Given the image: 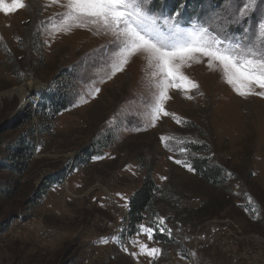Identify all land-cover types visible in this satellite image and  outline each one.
<instances>
[{"label":"rangeland","instance_id":"374dc122","mask_svg":"<svg viewBox=\"0 0 264 264\" xmlns=\"http://www.w3.org/2000/svg\"><path fill=\"white\" fill-rule=\"evenodd\" d=\"M174 2L152 0L150 8L179 9L187 21L225 4ZM25 3L0 12V162H11L19 140L31 151L25 170L0 167V264H264V98L239 96L205 61L183 69L199 85L192 99L169 90L166 110L183 122L161 117L152 126L145 101L154 89L143 56L108 79L106 53L94 50L110 35L87 29L53 35L48 18L62 7ZM256 8L264 11V3ZM92 86L100 89L94 96L87 94ZM55 90L67 106L46 116L42 105ZM162 136L187 142V153L176 141L166 147ZM192 143L205 145V155L223 168L221 184L184 166ZM149 171L156 216L148 212L139 225L152 228L151 239L128 234L127 211ZM158 217L171 234L158 230ZM219 218L232 222V234L202 243L206 225ZM154 232L169 241L155 240ZM193 234L200 237L194 247L187 239ZM140 244L161 253L153 260L140 254Z\"/></svg>","mask_w":264,"mask_h":264},{"label":"snow or ice","instance_id":"6c2138e0","mask_svg":"<svg viewBox=\"0 0 264 264\" xmlns=\"http://www.w3.org/2000/svg\"><path fill=\"white\" fill-rule=\"evenodd\" d=\"M51 3L63 9L48 18L46 30L51 34L87 29L112 37L94 50L106 53L102 62L110 65L108 79L123 71L133 57H144L149 84L154 89L145 101L152 126L161 117H172L177 124L183 122L175 113L167 111L165 105L172 99L170 89L179 91L187 99L193 98L189 95L191 90L198 91L197 82L183 71L193 64L206 61L207 67L220 71L224 82L241 97L264 98V11H257L258 0H225L220 12H213L203 20L195 17L187 21L181 19L179 9L174 13L153 11L152 0H51ZM26 7L25 0H0V12L4 14ZM230 25L238 31L230 32ZM99 91L92 86L87 94L94 96ZM161 140L166 147L176 141L180 153H187V142L165 136ZM176 163L183 161L176 160ZM184 166L193 170L189 163ZM153 223L159 231L171 234L163 218L158 217ZM137 231L151 239L152 228L139 225ZM114 239L121 242L119 237ZM139 251L153 260L161 253L159 248L144 244H140Z\"/></svg>","mask_w":264,"mask_h":264},{"label":"trees","instance_id":"16d2710c","mask_svg":"<svg viewBox=\"0 0 264 264\" xmlns=\"http://www.w3.org/2000/svg\"><path fill=\"white\" fill-rule=\"evenodd\" d=\"M171 4H174V0H168ZM59 91H53L48 97V100L42 105L43 114L46 116L56 115L60 111L66 108V98L60 94ZM16 146L11 149L12 157L11 162H0V167L3 169L7 167L14 168L16 171L25 170L31 159L30 148L27 147L21 140L17 142ZM206 146L190 144L188 146V153L190 154V164L194 172L200 176L203 180L210 183L211 185L221 184L225 177L223 175V168L218 164L210 161V158L205 155L207 151ZM204 153V154H202ZM9 157V156H8ZM54 183H58L57 181ZM157 193V186L155 184L152 175L146 172L144 175L139 188H137L129 197L127 203L128 211V234L132 235L138 229L139 224L143 222L148 212L153 213L155 211V199ZM156 216V213H153ZM154 239L161 241H169L165 235L154 232Z\"/></svg>","mask_w":264,"mask_h":264},{"label":"built area","instance_id":"2783aa9c","mask_svg":"<svg viewBox=\"0 0 264 264\" xmlns=\"http://www.w3.org/2000/svg\"><path fill=\"white\" fill-rule=\"evenodd\" d=\"M232 222L227 218H219L213 221H210L206 225V232L202 236L205 241L202 240L204 244H211V242H216V237L224 234H232ZM200 237L196 235H189L187 237L189 244L194 247L193 243L196 242V239ZM226 240V239H225ZM199 245L196 246L198 248Z\"/></svg>","mask_w":264,"mask_h":264}]
</instances>
